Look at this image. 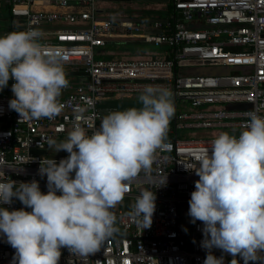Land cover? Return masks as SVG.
<instances>
[{
    "label": "built area",
    "instance_id": "2783aa9c",
    "mask_svg": "<svg viewBox=\"0 0 264 264\" xmlns=\"http://www.w3.org/2000/svg\"><path fill=\"white\" fill-rule=\"evenodd\" d=\"M0 4L9 8L10 26L39 30L42 43L67 57L66 74H87L69 81L59 98L63 111L51 120L19 121L18 113L8 107L15 82L9 80L0 91V166L6 176L0 179L36 180L47 193V178L38 173L40 160L53 158L59 163L69 155H50L48 138L64 140L75 123L91 135L105 112H111L103 108L106 102L139 101L146 85H162L172 93L175 112L166 135L169 141L157 151L152 169L138 175L124 201L113 209L118 231L86 259L61 249L59 264H203L207 255L201 247L203 224L196 221L187 228L180 220V207L189 204L199 179L192 170L217 136L178 134L220 131L238 137L249 111L259 107L258 114L264 116V0H168L170 8L153 5L150 12L155 16L138 20L107 18L97 0H0ZM141 14L148 15L146 10ZM116 40L152 43L162 51L153 58L136 59H106L95 53ZM164 177L166 184L160 187ZM149 188L156 194V209L151 227L143 230L131 212L140 192ZM0 207L31 211L15 198ZM14 253L0 236V264H12ZM212 253L231 264L232 255L215 248Z\"/></svg>",
    "mask_w": 264,
    "mask_h": 264
},
{
    "label": "clouds",
    "instance_id": "9594fccd",
    "mask_svg": "<svg viewBox=\"0 0 264 264\" xmlns=\"http://www.w3.org/2000/svg\"><path fill=\"white\" fill-rule=\"evenodd\" d=\"M42 38L39 30L0 36V91L15 81L8 107L19 121L51 120L63 111L59 98L70 83L67 57ZM138 99L142 107L108 112L91 135L75 123L64 140L47 139L49 149L69 154L59 163L40 160L38 173L47 178V193L36 180L0 179V204L10 205L15 198L31 209L0 207V236L15 249L12 264H59L64 248L86 259L118 231L113 209L138 175L152 169L157 151L166 147L175 112L172 93L162 85L144 86ZM259 110L247 113L249 121L238 137L219 133L192 170L199 179L188 215L193 224H203V264H224L214 248L232 255L231 264H239L237 256L244 264H264V116ZM165 184L166 177L160 187ZM156 198L151 188L136 198L131 215L143 230L153 223Z\"/></svg>",
    "mask_w": 264,
    "mask_h": 264
},
{
    "label": "rangeland",
    "instance_id": "374dc122",
    "mask_svg": "<svg viewBox=\"0 0 264 264\" xmlns=\"http://www.w3.org/2000/svg\"><path fill=\"white\" fill-rule=\"evenodd\" d=\"M160 5L161 9H168L169 7L167 6L168 4H158ZM112 6V5H111ZM115 7H119L121 5H119L118 3L114 4ZM144 8V9H143ZM153 8V4H142V3H135V4H127V6H125L122 11L119 12H114L113 8L110 7V9H106L107 12V18H117V16L120 17H127V19H135L138 20L139 18L141 19H152L155 15L151 14V10ZM147 11L148 15H143L141 14V16H138L140 14V11L144 12ZM108 11H112V12H108ZM118 11V10H117ZM150 13V14H149ZM121 15V16H120ZM125 15V16H124ZM143 15V16H142ZM9 18V12L8 9L6 7H3L0 5V33L1 31L4 29H8V27L10 26V22L8 20ZM196 28L200 29L202 27L197 26ZM130 42H135V43H130ZM143 42H139V41H127V40H116L113 42H110L106 47L104 48H100V49H96L95 53L99 54V53H111V55H113V57L116 58H131V59H136V58H153L158 56V54L162 51L161 47L158 46H150V45H143ZM201 74V73H199ZM204 74V72L202 73V75ZM210 73H207V75H209ZM183 75H186V73H183ZM211 75V74H210ZM69 75L67 74L66 77H68ZM66 152V151H61ZM119 207V206H118ZM189 210V204H184L180 207V214H182V211H187ZM186 219L184 221H186L188 224L191 223V217L188 215V213H186ZM183 221V222H184ZM185 224V222H184ZM186 225V224H185Z\"/></svg>",
    "mask_w": 264,
    "mask_h": 264
},
{
    "label": "crops",
    "instance_id": "0c3cea01",
    "mask_svg": "<svg viewBox=\"0 0 264 264\" xmlns=\"http://www.w3.org/2000/svg\"><path fill=\"white\" fill-rule=\"evenodd\" d=\"M1 6L3 7H6L8 9V12H9V8L7 6H5L4 4H0ZM111 3H100L99 2V7L100 8H107L109 7H112ZM158 5V4H156ZM9 22H10V13H9V18H8ZM13 28L14 31H23V27L21 24L20 26H9L8 29L6 30H2L1 33H0V36H2V33L5 32V31H8V32H11L9 29L10 28ZM99 57H102V58H106V59H117L116 57H113V55H111V53H99L97 54ZM119 59H127L126 58H119ZM130 59V58H128ZM69 81H75V78L72 77L71 75L66 77ZM131 107H136V108H140L142 107V103L139 102V101H108L104 104V107L103 108H107V109H110V110H114V109H117V110H120V109H127V108H131ZM219 133H221L220 131H196V132H185V133H179L178 134V137H190V138H210V137H214V136H218ZM50 150V155H58V154H68L67 152H57L55 153L54 150L52 149H49ZM186 213H188L187 211H182V214L180 216V220L181 222L184 224L185 222V226L187 228H190L192 226V222L190 224H188L186 221H184L186 219ZM184 221V222H183ZM226 264H228L226 262Z\"/></svg>",
    "mask_w": 264,
    "mask_h": 264
},
{
    "label": "water",
    "instance_id": "95a60500",
    "mask_svg": "<svg viewBox=\"0 0 264 264\" xmlns=\"http://www.w3.org/2000/svg\"><path fill=\"white\" fill-rule=\"evenodd\" d=\"M98 2L100 3H125V4H139V3H142V4H153V5H156V4H167L168 3V0H97ZM180 18H182V16L180 15L179 16ZM24 29V27H23ZM130 43H135V42H130ZM137 44V43H135ZM143 45H150L152 46L153 44L152 43H142ZM70 75L72 77H78V76H81V75H84L85 77L87 76V74H79V73H76V72H71ZM122 110H125V109H120V110H117V109H114V110H111V111H122ZM108 112H105V115L107 114ZM165 141H169V137L166 136V139ZM34 153H37V154H44V152H34Z\"/></svg>",
    "mask_w": 264,
    "mask_h": 264
},
{
    "label": "flooded vegetation",
    "instance_id": "af4514ba",
    "mask_svg": "<svg viewBox=\"0 0 264 264\" xmlns=\"http://www.w3.org/2000/svg\"><path fill=\"white\" fill-rule=\"evenodd\" d=\"M111 4H113L111 8H113L114 12L122 11V9H123L125 6H127V4H125V3H118L119 5H121L120 8H119V7H115V6H114V4H116V3H111ZM131 4H132V3H131ZM106 9H109V7L104 8L105 12H106ZM117 10H118V11H117ZM108 12L110 13V12H112V11H108ZM122 12H123V11H122ZM106 13H107V12H106Z\"/></svg>",
    "mask_w": 264,
    "mask_h": 264
},
{
    "label": "trees",
    "instance_id": "16d2710c",
    "mask_svg": "<svg viewBox=\"0 0 264 264\" xmlns=\"http://www.w3.org/2000/svg\"><path fill=\"white\" fill-rule=\"evenodd\" d=\"M169 8H170V4L169 5H167ZM11 32H13L14 31V29L11 27L10 29H9ZM122 58V57H121ZM117 59H119V58H117ZM128 59V58H127Z\"/></svg>",
    "mask_w": 264,
    "mask_h": 264
}]
</instances>
